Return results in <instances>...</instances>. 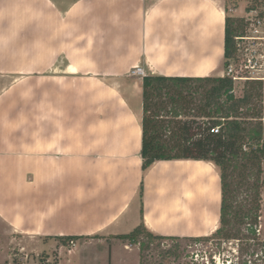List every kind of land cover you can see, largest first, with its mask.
<instances>
[{"label": "crops", "instance_id": "0c3cea01", "mask_svg": "<svg viewBox=\"0 0 264 264\" xmlns=\"http://www.w3.org/2000/svg\"><path fill=\"white\" fill-rule=\"evenodd\" d=\"M226 16L218 0H0L4 232L25 245L73 237L69 256L141 225L211 235L220 170L203 159L143 169V76L131 71L222 76Z\"/></svg>", "mask_w": 264, "mask_h": 264}, {"label": "trees", "instance_id": "16d2710c", "mask_svg": "<svg viewBox=\"0 0 264 264\" xmlns=\"http://www.w3.org/2000/svg\"><path fill=\"white\" fill-rule=\"evenodd\" d=\"M242 26V19L226 16L225 66H228V60L238 51L234 39L242 32ZM196 81H208L213 84L204 94V103L197 104L195 101L197 91L192 83ZM254 96L257 95L250 92L249 95L238 99L234 93V80L228 76L194 78L148 74L143 77V169H148L158 160L212 161L219 168L222 181L220 225L213 232L219 236L227 234L235 237L230 233L231 229L227 233L225 227H234L244 217L251 218L253 224L258 223L261 210L259 186L257 181L250 183V180L254 177L259 180L264 171V105L261 101L259 108V104L253 106L252 109L257 112H252V116L249 112L243 116L237 113L238 109L253 104L254 100L251 99ZM199 118L206 120L203 123L209 125H202L198 121ZM217 126L220 128L219 132L213 133L211 129ZM237 173L239 174L236 175ZM230 178H239L248 183L249 188L253 185L251 189L255 190L258 199L254 201L255 205L248 213L235 205V188ZM145 229L148 230L146 227ZM140 230L138 226L130 234L118 237L136 240L135 234ZM149 232L156 238L180 239ZM62 239L67 243L73 237ZM46 260L41 264H48Z\"/></svg>", "mask_w": 264, "mask_h": 264}, {"label": "rangeland", "instance_id": "374dc122", "mask_svg": "<svg viewBox=\"0 0 264 264\" xmlns=\"http://www.w3.org/2000/svg\"><path fill=\"white\" fill-rule=\"evenodd\" d=\"M218 1L226 10L227 15H231L237 20H243V29L242 32L239 33V36L254 37L256 35H264L263 0ZM252 8L256 9L254 15L249 14ZM258 21H260V23ZM254 24L259 26L258 29L260 32H255ZM234 41L238 51L228 60V66L223 64L220 74L222 76H228V67L233 65L244 77H264V40H256L255 38L237 40L235 37ZM252 55L255 56V59L260 61L261 65L257 66L255 70H241V66L244 65L245 60L249 57H253ZM192 84L197 91L195 94L196 103H204V94L213 84L208 81H196ZM250 92H253L257 96L251 99L254 100L253 104L237 110L240 116H243L247 112L252 116V112H257L256 109H252L253 106L259 104V108L261 101L262 105H264V81L245 79L234 80V93L238 99H242L249 95ZM249 107L250 109L248 110ZM198 121L204 126L209 125L203 123V121L206 120L199 118ZM262 166L264 170V161ZM238 174L239 173L236 175ZM229 180L235 188V205L238 208L242 207L244 211L248 213L249 209L254 207V201L258 199L255 190L251 189L253 185L251 184V188H249V184L239 180V178H230ZM255 181L258 183L257 186H259L260 193L259 202L261 210L259 211L258 217V226L261 227L260 235H258L257 232L253 233L256 226H254L251 218L246 217L243 218L244 222H242L243 220L238 221L234 227L232 225L225 227V231L229 233L231 229L232 232L230 233H233L235 237H232L233 235L228 236L227 234L219 236L212 233L200 239L156 238L141 225L140 232L135 234L136 240L133 238L114 236V239L109 241L110 250L107 244L103 246L94 245L92 247H80L78 243L76 244L77 247L74 254L69 256L67 249L73 245L70 242L65 243L62 238H42L33 245L30 243L25 245L24 242L30 241V239H23L22 236L19 235L17 237L15 236L16 240H14L12 236L5 233L0 227V264H41L46 259L48 264H58L60 260V245L65 246L61 254L64 260L62 264H190L189 256L191 252L200 247L209 246L217 249L221 247L223 243H226V250L233 252L235 244L231 243H234L236 238L242 239L244 250H260L264 247V171L259 180H257V177H254L251 178L250 183ZM251 238H255V240H249ZM79 241H82V239Z\"/></svg>", "mask_w": 264, "mask_h": 264}, {"label": "built area", "instance_id": "2783aa9c", "mask_svg": "<svg viewBox=\"0 0 264 264\" xmlns=\"http://www.w3.org/2000/svg\"><path fill=\"white\" fill-rule=\"evenodd\" d=\"M255 12L256 9L252 8L249 14L254 15ZM258 22L260 23V21ZM254 25H255V32L256 33L260 32V30L258 29L259 26H256V24ZM236 38L237 40H249L250 38H255L256 40L263 41L264 35H256L254 37L237 36ZM252 56L253 57H249L248 59L245 60L244 65L241 66V70L244 69L255 70L257 66L261 65L260 61L258 59H255L254 55ZM131 75L144 77L146 75V72L142 67L137 66L132 69ZM227 75L231 77L233 80L245 79V80L264 81V77H254V76L244 77L241 73H239L238 70H236V68L233 67V65H230L228 67ZM219 130H220L219 126L213 127L211 129L213 133H218ZM258 225H259L258 223L254 224V226H256L254 232H257V234L260 235L261 227H259ZM249 240L254 241L255 238H251ZM70 243L72 245H75L74 240H71ZM231 244H235L233 248V252L226 250L225 248L226 243H223V245L222 246L220 245L221 247H218L217 249L213 247L211 248L209 246L197 248L196 250L191 252L189 256V262L190 264H264V247L261 248L260 250H255V249H251L249 251L244 250L241 238H236L234 240V243Z\"/></svg>", "mask_w": 264, "mask_h": 264}, {"label": "bare ground", "instance_id": "6f19581e", "mask_svg": "<svg viewBox=\"0 0 264 264\" xmlns=\"http://www.w3.org/2000/svg\"><path fill=\"white\" fill-rule=\"evenodd\" d=\"M199 167V166H198Z\"/></svg>", "mask_w": 264, "mask_h": 264}]
</instances>
